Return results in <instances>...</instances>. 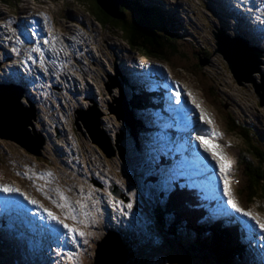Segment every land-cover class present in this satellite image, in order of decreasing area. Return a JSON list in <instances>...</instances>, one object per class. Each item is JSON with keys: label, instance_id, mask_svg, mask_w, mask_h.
Returning <instances> with one entry per match:
<instances>
[{"label": "rangeland", "instance_id": "374dc122", "mask_svg": "<svg viewBox=\"0 0 264 264\" xmlns=\"http://www.w3.org/2000/svg\"><path fill=\"white\" fill-rule=\"evenodd\" d=\"M141 1L153 6L159 4L158 7L164 8H176L175 3L180 1L181 11L187 16L181 20L179 34L190 43L186 44L190 49L211 53L206 56L200 52L199 59L190 54V60L178 55L173 61V67L170 65L172 63L153 59L143 61L160 64L163 71L175 75L178 79L174 78L181 85L189 102L194 104L199 116L203 112L205 121H212L211 124L201 121V125L208 127V130H213L214 127L220 133L215 137L217 141L212 144H218L220 147L217 151L223 153L230 161V167L224 173L229 185L235 183L239 188L241 179L245 178V164L241 154L250 148L249 141L257 145L253 148V154L259 159L254 162L264 166V106L260 104L253 83L243 82L239 85L221 54L214 53L217 45L213 32H226L236 40V37L242 36L235 31L237 25L247 29L250 36L257 41L259 35L256 26L259 22L264 25V0H258L259 7L250 6L255 10L250 18L253 22H247L240 16L239 7H245V3L250 0ZM91 2L93 0H0V81L4 84L8 81L13 83L15 80L24 86L26 84L22 101L27 106H31V103L36 105L38 117L34 119V128L43 132L47 141L45 147L40 149L41 155L37 156L17 142L0 137V182L14 183L19 189L16 195L24 201L27 200L25 197H28L36 201L34 205L43 206V211L48 208L62 219L67 217L66 223L84 233L79 236L64 229L68 236L66 244L56 240L54 243H46L45 239H42L43 235H58L59 226L45 214L44 218L40 215L36 218V223L41 226V230L38 229L35 224L22 219L30 212L29 202L17 207L16 200H13L15 206L6 203L0 210L7 222L2 223L0 219V264H93L97 244L105 238L107 228L122 229L126 233V238L123 239L130 247V254L127 255L129 261L126 264H186L179 253V256L172 253V245L169 242L174 238L169 233L173 224L181 229L179 223L182 222V227H185L183 221L189 217L188 212L183 208L184 204L180 206L175 200L177 196L174 194L170 198L167 194L158 193L157 181L145 179L143 169L134 170V166L144 167L142 163L136 165V161L132 160L133 155L129 153V144L132 143L130 130L134 128L135 123L131 126L126 121L119 120L112 112V107L119 106L116 99L122 101L126 92L127 97L131 94L130 89L123 86L126 76L131 78L130 82H140L136 77L139 72L134 68L124 67L126 64L121 65L120 61L132 66L134 62L140 63L142 58L139 57L138 50L136 52L130 49L123 31L114 27V23L102 25L95 20L97 8L95 6L94 14ZM41 12L47 16V21L37 15ZM135 15L136 12L131 7L127 11V18ZM23 16L25 20L21 19ZM34 16L40 19L41 23L35 26L37 31L31 33L27 29L34 28L29 27L34 22ZM150 16L160 27L159 30H162L160 10L156 8ZM253 37L246 35L244 39L249 45L258 47L256 51L261 54L260 68L263 69L264 47L255 44ZM12 40L20 42L11 43ZM129 50V55L133 53L130 56L134 60L133 63L124 60L130 59L127 53ZM4 54H9L14 60H6ZM12 54L19 55L16 58ZM19 62L26 63L23 67L27 73L7 68L8 65ZM196 64L201 67H195ZM261 71L255 72L254 77L262 83L264 76L260 74ZM17 77L20 80H17ZM114 81L115 85L109 91L107 84H113ZM138 89L144 92L143 88ZM147 107L150 108V103L145 100L139 112L129 105L134 118L137 112L141 115ZM92 110L102 112L99 130L104 137L103 129L111 134L108 138L109 146L115 156L108 157L102 148L93 142L84 121L77 120L80 113L86 116ZM150 119L151 117H146L149 124ZM232 124L236 125L235 130L231 128ZM29 128L32 134H35L32 126ZM246 132L247 136L244 135ZM135 137L141 142L138 136ZM118 145L124 148V158L120 156ZM254 152L259 153L256 155ZM135 153L143 162L145 156L142 154V148L136 147ZM250 157L253 158L252 155ZM165 171L174 174L176 168ZM115 187L123 192L124 198L112 193L111 189ZM260 196H256L252 203H244L247 205L244 209L251 211L256 218L264 220V197ZM129 203L132 204L131 208L127 207ZM179 206L184 210L180 216L176 213ZM209 213L207 209V215ZM73 215L76 219L71 218ZM174 217L176 221L170 223ZM140 224H146L155 235V241H163L165 238L164 244L158 246V250L151 253L143 247L145 244L151 247L152 245L148 234L143 235L140 230L132 231ZM186 224L191 226L194 223L187 220ZM53 228L56 229L55 232L52 231ZM167 228L169 230L164 236ZM184 229L188 230V226ZM130 232L136 233L131 239ZM252 233L253 246L243 238L242 244L246 246V254L240 260L235 257L236 264H264V261H261L264 259V240L261 241L262 244L259 243L258 248L261 250L257 249L256 237L260 236H257V232ZM209 238L210 234H206L205 239ZM225 243L228 253H237L239 246L236 242ZM70 245L71 247L67 248ZM175 246L178 248V244ZM226 249L224 251H227ZM251 254H255V260L250 259Z\"/></svg>", "mask_w": 264, "mask_h": 264}, {"label": "trees", "instance_id": "16d2710c", "mask_svg": "<svg viewBox=\"0 0 264 264\" xmlns=\"http://www.w3.org/2000/svg\"><path fill=\"white\" fill-rule=\"evenodd\" d=\"M123 1L124 3L120 8V16L117 19L111 18L102 9H100L97 4V0H93V2H91V9L95 14L96 6L97 13L95 15V19L102 25L114 23V27L121 29L129 46L133 50H138L139 52H142L157 61H166L168 63H172V66H174L173 61L177 59L178 55L187 60L191 59L190 54L195 56L197 59H199L198 55L200 52H203L201 55H211V53L207 54L200 49H197L198 51L190 49L165 26L162 27V30H159L160 27L150 16L153 9L156 10L157 7L150 6L149 8L148 5H142V3H139V0H135L134 3L132 0ZM131 7L134 8L136 15L131 16L128 19L127 11H129ZM199 66L201 67V65L196 64L195 67ZM237 125L242 127V125H239L238 123ZM231 128L235 130L236 125L232 124ZM244 135L247 136L248 133L246 132ZM249 142L250 148L248 147L249 149L247 148L244 150L246 153L241 154V157L244 159L243 164H245V167H243V177L245 178L241 177L242 179L239 184L240 186L237 190L239 191V199L243 204L252 203L256 196L261 195L260 197H264V166L254 162L255 160L259 159L253 154V148H256L257 145L253 141ZM254 153L257 155L259 152ZM250 155H252L254 159L251 158ZM253 164H258V166ZM245 200H247V202H245ZM181 223L182 222L179 223V227L181 226V229H178L175 224H173L170 228V234L175 240H170L169 242L172 245L170 247L173 254L178 255L177 253H179L181 255L180 257L185 260L186 264L233 263V256L238 254L228 253L229 250L227 249V251H224L226 238L223 232H225V230L221 232V230L217 228L216 232H214L209 240H207L202 237L203 229H198V240H193L191 238L193 233L191 234L189 229L185 230ZM188 227H192V225H188ZM226 234L229 236L230 232L227 231ZM153 236L155 237L154 234ZM150 240V243H152V236H150ZM175 244H178V248L175 246ZM125 247L126 249L130 250L129 246ZM149 247L151 248V246ZM154 251H156V248H153L151 253ZM222 252L227 253L225 254ZM129 254L130 253L127 255L129 256Z\"/></svg>", "mask_w": 264, "mask_h": 264}, {"label": "water", "instance_id": "95a60500", "mask_svg": "<svg viewBox=\"0 0 264 264\" xmlns=\"http://www.w3.org/2000/svg\"><path fill=\"white\" fill-rule=\"evenodd\" d=\"M98 6L111 18L117 19L120 16V8L123 0H97ZM219 42L215 53H221L222 58L227 63L235 80L239 85L243 82H252L259 97L260 104L264 106V81L258 82L254 77L255 72L262 70L261 54L256 53L253 49L245 44H239L235 38L221 37L216 35ZM264 79V77H263ZM23 91L18 86H3L0 85V137L2 139H9L17 142L30 153L37 156L41 155V141L39 140L38 132L32 134L29 126L34 129V121L31 116L37 113L33 104L26 106L22 102ZM119 118L129 119L125 110L124 103L119 104V107L114 108ZM32 110V112H31ZM100 111H89V115H82L86 121L84 126L89 132L94 143L100 145L104 150L109 149V139L105 134L102 135L99 130L100 126ZM104 132V131H103ZM25 136L27 138H23ZM28 139V140H27ZM33 141V142H28ZM36 145L34 146L33 144ZM38 145V147H37ZM121 157L124 158V151L120 148ZM116 194L117 191H114ZM127 249L123 246V242L119 236L114 232H109L107 236L97 244L96 255L93 264H126L125 251Z\"/></svg>", "mask_w": 264, "mask_h": 264}, {"label": "bare ground", "instance_id": "6f19581e", "mask_svg": "<svg viewBox=\"0 0 264 264\" xmlns=\"http://www.w3.org/2000/svg\"><path fill=\"white\" fill-rule=\"evenodd\" d=\"M151 1V0H150ZM245 1H247V0H242L241 2H245ZM142 3L143 4H145V5H148V6H152V7H157L158 8V5L159 4H156L155 6H153V5H150V4H148V3H146V2H144V1H142ZM66 5V4H65ZM256 6V7H259L260 6V3L258 2V0H250V2H248V3H245V7H243V6H240L239 8H240V16H241V18H245L246 20H247V22H253V21H250V18H252L253 16H252V13L254 12L255 13V10H253L252 9V7H250V6ZM234 6H236V7H238L236 4H234ZM242 7V8H241ZM28 9V8H27ZM160 9V8H159ZM243 9H245V10H243ZM262 12H264V11H262ZM23 15V14H22ZM261 16V15H260ZM22 20H24L23 18H21ZM256 19V18H255ZM256 23V22H255ZM225 25L229 28V26H228V24H226L225 23ZM236 29H235V31L236 32H239L240 34H242V35H244V36H248V37H250V38H252L253 36H250V34H249V31L246 29V30H244L243 28H241V27H239V26H237L236 25ZM257 27V29H258V38H257V41L254 39V37H253V39L255 40V41H253L255 44H257V45H261V46H263L264 47V43H262L261 42V40H263L264 39V29H263V27H264V25H263V23H258V25L256 26ZM21 30H22V28H21ZM213 34H214V37H215V39H216V45H217V42L218 43H221V42H219L218 41V39H217V37H216V35H220L221 37H226V33L225 32H216V31H214L213 32ZM236 42L237 43H239V44H245V42H247V45L249 46V42L246 40V39H244V38H241V37H237L236 38ZM251 42V41H250ZM13 45H15V44H13ZM218 46H219V44L217 45V47H216V49H215V51L217 50V48H218ZM262 48V47H261ZM219 53V52H218ZM221 54V53H220ZM4 56H5V59H10V55L9 54H4ZM16 58H17V56H15ZM11 60H14L13 58L11 59ZM145 60H148V59H146L145 58ZM1 61V60H0ZM8 61H10V60H8ZM15 65H18L19 66V68H18V70L20 71L21 70V72H24V73H26V68H24L23 66H26V63H23V62H19V63H15ZM15 70V69H14ZM22 70H24V71H22ZM124 70L125 69H123L122 70V72H124ZM263 72V73H262ZM260 74H262L263 76H264V68L262 69V71L260 72ZM120 77V76H119ZM17 80H20V78L19 77H17L16 78ZM112 80H113V78H112ZM14 82L13 83H11V84H3V86H22V84L20 83V82H18V81H15V80H13ZM23 81H25L24 79H23ZM17 83V84H16ZM21 84V85H20ZM75 85H77L76 83H75ZM108 85V90L109 91H111L112 90V88L114 87V85H115V81H114V83L113 84H107ZM117 85L119 86V83H117ZM25 89H26V84H25V86H23ZM163 88H164V90L166 91V92H168V90H167V88L166 87H164L163 86ZM87 91V90H86ZM92 99V98H91ZM95 99V98H94ZM116 101L119 103V102H123L124 103V105H125V107H126V109H127V112L129 113V115L131 116V120L129 121V119H127L128 121H126L125 119H122V118H119L118 117V114L116 113V111H115V107H112V112L114 113V114H116V116H117V118L119 119V120H124V121H126L128 124H130L131 126H133L134 125V123H135V118H134V116H133V114H132V112L130 111V109H129V105H128V103L126 102V99H125V97H124V95H123V100L122 101H120L119 99H116ZM179 105H175V108H177ZM149 110H150V108L149 107H147V108H145L142 112H141V114L143 115V116H145V117H147V118H150L151 116L149 115L150 113H149ZM31 112H32V110H31ZM81 115L77 118V120L78 119H81L82 121H86V119H84L83 117H82V113H80ZM48 115V114H47ZM86 116H88V115H86ZM37 117H38V115H37V113L36 114H34V112H33V115L31 116V120L32 121H34V119L36 120L37 119ZM168 120L169 119H167L166 121H167V124H168ZM78 123V122H77ZM150 123H152V119H150ZM30 127V126H29ZM106 128V127H105ZM30 129V128H29ZM185 129V131H182V129H181V132L182 133H186V132H188L189 130H191V127L189 126V127H186V128H184ZM35 131H37L35 128L33 129V133H35ZM38 132V136H39V140L41 141V143H42V145H41V147L42 148H44L45 147V145H46V143H47V141H46V138H45V135H44V133L43 132H41V131H37ZM36 134V133H35ZM23 138H27V137H25V136H22ZM28 140V139H27ZM28 142H33V141H28ZM180 143H181V141H180ZM34 146L36 145V143L35 144H33ZM100 146V145H99ZM37 147H38V145H37ZM101 147V146H100ZM138 147V146H137ZM102 148V147H101ZM102 150L106 153V155L108 156V157H112V156H115V152L110 148V146H109V149L108 150H104L103 148H102ZM155 150H158V148L157 149H155ZM176 156H178L179 154H181V152H180V150L178 149L177 151H176ZM132 160H134V161H138L139 163H142L141 162V159H140V157H139V155L137 154V153H135V155L132 157ZM169 161H171V159H169ZM164 164H166V163H164ZM163 164V165H164ZM170 169H173L174 167H169ZM168 168V169H169ZM167 169V170H168ZM172 173V172H171ZM170 172H168V171H164V177H165V179H167L169 182H171V183H173V184H175V185H177V182H176V180H174L175 178H178V176H179V169L178 168H176V171H173V173L174 174H171ZM180 186L182 187V184H180ZM208 205V202L204 205L205 207H204V209L206 210V212H207V209H209V211H211V209H210V207L209 206H207ZM106 206V205H105ZM108 206V205H107ZM102 208V207H101ZM71 209V208H70ZM69 209V210H70ZM107 209H108V207H107ZM103 215V214H102ZM202 216H208L207 215V213H204V214H202ZM199 221H203V219H200ZM204 224H205V222H204ZM257 232V231H256ZM255 233V232H254ZM193 236V238H194V240H198V237L196 236V235H194V234H192ZM228 235V234H227ZM253 235V234H252ZM184 236V235H183ZM257 236H259V234L257 235ZM254 237H256L255 235H254ZM244 240H246V238H244ZM256 241L258 242V244H257V249H260V248H258L259 247V243H261L262 244V242L259 240V238L258 237H256ZM243 245V244H242ZM243 246H245V245H243ZM71 247V245L70 246H68L67 248H70ZM226 248V247H225ZM261 250V249H260ZM127 252H128V249L126 250ZM264 251V250H263ZM254 252V251H253ZM127 256V255H126ZM235 257H239V255H234L233 256V258H235ZM241 259H242V257H241ZM251 260H255L256 259V257H255V254H251V258H250ZM244 261V260H243ZM261 261H264V259H261ZM243 264H245V263H243Z\"/></svg>", "mask_w": 264, "mask_h": 264}, {"label": "snow or ice", "instance_id": "6c2138e0", "mask_svg": "<svg viewBox=\"0 0 264 264\" xmlns=\"http://www.w3.org/2000/svg\"><path fill=\"white\" fill-rule=\"evenodd\" d=\"M37 15H40L41 17H43L45 19V21H47V16L44 13H42V12L37 13ZM176 95L179 96L180 93L177 92ZM177 102H179V101H177ZM197 107H199V105H197ZM200 119L202 122H207L209 124L212 123L211 120L205 121V116H204L203 112H201V114H200ZM219 135H220V133H218L216 131V129L213 128L211 136L212 137H218ZM196 140L200 142V147L203 149V151L209 153L211 159L215 160L217 162V166L219 167L220 172L226 173L227 169L230 167V161L223 155V153L217 151L220 146L218 144H212L211 138L206 137L203 133H201L200 135H197ZM0 192L17 193V192H19V189L14 188V187L7 185V184H0ZM21 195H23V194L21 193ZM224 197H226L227 205L235 213H238L241 217H248V219L253 221L255 226L260 229V232L262 234H264V220H260V219L256 218L255 216H253L251 211L245 210L244 208H242L239 205V203L234 199L233 194L231 192V189L229 187V183L226 179L224 181ZM25 199H28V202L31 204H36L35 200L29 199L28 197H25ZM58 206L62 207V205H58ZM127 207L131 208L132 204L129 203L127 205ZM44 211L46 212L47 217L50 221H54L55 224L62 226L64 229L67 230L68 233H70V234L75 233L79 236L84 235V233L82 231H78V229L76 227L65 222V219H67V217H65V219H61L59 216L55 215L52 211H50L48 209H45ZM71 218L76 219L75 215H73ZM241 223H242V226L248 230V233L250 236L251 225H248L245 222H241ZM48 227L51 228V225H49ZM52 231L55 232L56 229L53 228ZM85 242H87V241H85Z\"/></svg>", "mask_w": 264, "mask_h": 264}, {"label": "clouds", "instance_id": "9594fccd", "mask_svg": "<svg viewBox=\"0 0 264 264\" xmlns=\"http://www.w3.org/2000/svg\"><path fill=\"white\" fill-rule=\"evenodd\" d=\"M190 143L187 144V147L189 148ZM189 150V149H188ZM192 150V149H191ZM188 157H189V161H192L194 159V157H192V155H190L189 153H187ZM193 162V161H192Z\"/></svg>", "mask_w": 264, "mask_h": 264}, {"label": "flooded vegetation", "instance_id": "af4514ba", "mask_svg": "<svg viewBox=\"0 0 264 264\" xmlns=\"http://www.w3.org/2000/svg\"><path fill=\"white\" fill-rule=\"evenodd\" d=\"M0 49H1V48H0ZM1 63H2V61H0V64H1ZM13 67H14L13 70L15 69L14 71H17L18 68H19V66H18V65H15V64L13 65Z\"/></svg>", "mask_w": 264, "mask_h": 264}]
</instances>
